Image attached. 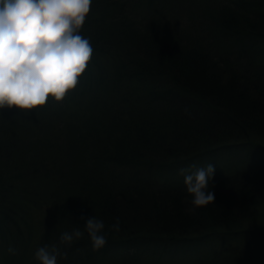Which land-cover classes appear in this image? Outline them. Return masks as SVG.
<instances>
[{
	"label": "trees",
	"instance_id": "trees-1",
	"mask_svg": "<svg viewBox=\"0 0 264 264\" xmlns=\"http://www.w3.org/2000/svg\"><path fill=\"white\" fill-rule=\"evenodd\" d=\"M170 6L203 17L201 32L162 23ZM80 34L93 55L79 92L0 114V264H39L46 245L58 264H137L144 250L147 264H259L264 0H92ZM235 152L245 157L209 182L215 201L194 211L185 184L149 178ZM93 215L105 224L99 250L80 219ZM73 229L83 237L61 245Z\"/></svg>",
	"mask_w": 264,
	"mask_h": 264
},
{
	"label": "clouds",
	"instance_id": "clouds-1",
	"mask_svg": "<svg viewBox=\"0 0 264 264\" xmlns=\"http://www.w3.org/2000/svg\"><path fill=\"white\" fill-rule=\"evenodd\" d=\"M91 4L92 0H0V109L35 110L49 97L60 102L76 88L93 55L90 39L80 34ZM214 173L212 164L179 170L193 211L215 201L209 190ZM80 219L93 249L104 247L103 220L94 215ZM110 227L119 232V218ZM83 235L80 229L66 231L59 242L71 245ZM8 252L18 254L12 247ZM61 255L57 245H46L38 248L35 259L39 264H58Z\"/></svg>",
	"mask_w": 264,
	"mask_h": 264
},
{
	"label": "rangeland",
	"instance_id": "rangeland-1",
	"mask_svg": "<svg viewBox=\"0 0 264 264\" xmlns=\"http://www.w3.org/2000/svg\"><path fill=\"white\" fill-rule=\"evenodd\" d=\"M173 9L174 8L170 6L169 8H167L166 12L165 11L163 12V15H164L165 19L161 20L162 23L170 24L175 30L183 29L184 27H189L190 30H192V32L195 35H197V34H199L201 32V27L203 25V17H201L198 14L197 15L194 14L193 11L188 15V17L187 16L183 17L181 13H179L177 11L175 12V10H173ZM202 9H203V7H202ZM202 9H201V11H199L200 13H202ZM206 10H208V9H206ZM202 14L204 15V12ZM163 15H162V17H163ZM166 15L168 16V18H166ZM203 35H205V37H206L205 39L210 40L209 42H213V40H212L211 36L209 35L208 31H206L205 34H203ZM89 68L90 67H86L85 71L81 74L80 77H78V84H77L76 88L73 89L72 91L75 90L77 93L79 92V89L83 86L84 82L90 76V75H88ZM4 110H7V111H5L4 113H0V114H6V113L9 112L10 109L4 108ZM65 133H66V135L70 136V134L67 131ZM240 156H241V159L243 157H245L244 154L237 153V152H235L234 154H231V155H226V154L218 155V156H216V157H214L212 159L209 158L207 160H204L201 164H194V165L196 166V168H200V167H206L208 164H212L215 167V172L216 171H221L222 169L223 170H228L229 167L232 168L236 164V162L238 161ZM189 167H191V166L178 168L176 170V173L173 174V178H170V176L172 174L171 175H166V176H164L162 174L161 175L155 174V175H150L149 178L151 179V181H153V182L156 181L158 183L165 182V180H163V179L167 178L168 180H172L173 181L172 182L173 184L168 182L169 185H181V184H184V177L179 174V170L182 169V168L186 169V168H189ZM41 186H44V184L41 183ZM38 189L39 190L37 192V203L40 205V207L43 210L42 203H40V200L43 199L44 194H42L40 192V189H42V188L38 187ZM27 204L30 205V203H27ZM28 209H29L28 210L29 212H33L34 213L36 211V205L34 203H32L31 206ZM36 218H39V214H37L35 219ZM254 225H256V219L252 220L246 227H254ZM259 225H260V223H259ZM22 229H23L24 233L28 231L26 229V227H24ZM33 234L38 236L37 232H35V231L33 232ZM19 243H20V239H18V245H19ZM222 243L223 242L221 240H216V241L212 242V244H211L212 245V249L220 248ZM236 243L241 245L242 241L241 240H237ZM150 248L151 247H146L145 249L149 250ZM146 253L147 252L145 250L143 252H139L138 254L140 255V257L138 258V260L140 258H143V257L145 258V254ZM262 255H263L262 258H260V257L258 258L259 259V264H264V248L262 250ZM152 258H154V257H152ZM138 260H137V264H147V263L144 262L145 259L141 260V261H138ZM179 260H181V259H179ZM198 261H199L198 259L195 260V261L193 260V261H191V262H189L187 264H197ZM89 263H91V262L87 261L84 264H89Z\"/></svg>",
	"mask_w": 264,
	"mask_h": 264
}]
</instances>
